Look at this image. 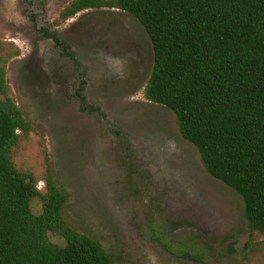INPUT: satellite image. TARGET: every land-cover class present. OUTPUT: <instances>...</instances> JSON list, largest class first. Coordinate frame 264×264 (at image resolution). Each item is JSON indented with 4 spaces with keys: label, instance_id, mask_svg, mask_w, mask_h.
Returning <instances> with one entry per match:
<instances>
[{
    "label": "rangeland",
    "instance_id": "obj_1",
    "mask_svg": "<svg viewBox=\"0 0 264 264\" xmlns=\"http://www.w3.org/2000/svg\"><path fill=\"white\" fill-rule=\"evenodd\" d=\"M72 1L0 0V43L19 53L6 81L31 124L12 151L15 168L41 193L50 178L66 196L64 220L114 264H264V237L251 235L241 197L206 172L175 114L145 98L153 51L139 22L103 9L53 27ZM39 28L58 33L83 75ZM82 81L98 112L76 97ZM30 207L39 215L42 201Z\"/></svg>",
    "mask_w": 264,
    "mask_h": 264
},
{
    "label": "trees",
    "instance_id": "obj_2",
    "mask_svg": "<svg viewBox=\"0 0 264 264\" xmlns=\"http://www.w3.org/2000/svg\"><path fill=\"white\" fill-rule=\"evenodd\" d=\"M103 9L139 22L153 51L145 98L175 114L206 172L241 197L251 235L264 237V0H73L52 26ZM27 13L36 27V15ZM37 31L83 75L55 30ZM9 49L0 43V264H114L96 240L64 220L66 196L51 179L41 193L38 180L11 161L31 124L6 81L7 63L19 54ZM84 85L76 97L83 109L98 112L85 105ZM33 199L42 201L39 215L31 211Z\"/></svg>",
    "mask_w": 264,
    "mask_h": 264
},
{
    "label": "flooded vegetation",
    "instance_id": "obj_3",
    "mask_svg": "<svg viewBox=\"0 0 264 264\" xmlns=\"http://www.w3.org/2000/svg\"><path fill=\"white\" fill-rule=\"evenodd\" d=\"M28 6H31V3L30 2H28Z\"/></svg>",
    "mask_w": 264,
    "mask_h": 264
}]
</instances>
